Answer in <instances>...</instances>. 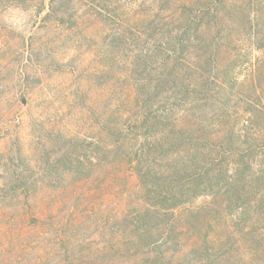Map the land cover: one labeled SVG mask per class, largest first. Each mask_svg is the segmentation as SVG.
Instances as JSON below:
<instances>
[{"label": "trees", "instance_id": "trees-1", "mask_svg": "<svg viewBox=\"0 0 264 264\" xmlns=\"http://www.w3.org/2000/svg\"><path fill=\"white\" fill-rule=\"evenodd\" d=\"M130 1L38 0L47 25L103 26L118 19L106 45L102 106L94 93L90 115L80 108L71 116L77 129L61 136L60 174L88 180L103 169L105 183L119 175L138 176L144 204L127 207L118 227L122 243L132 245L122 251L124 264H231L241 252L259 262L264 247V59L250 65L244 54L232 51L235 45L211 41L225 30L209 0L159 11L122 10ZM34 60L29 56L24 68L35 66ZM74 74L82 78L80 71ZM79 85L85 93L86 85ZM19 154L32 169L4 165L7 175L0 177V193L13 199L41 189V181L32 180L36 163ZM201 197L211 201L193 207ZM182 211L181 219L202 212L212 216L191 225L197 226L186 253ZM67 230L63 226L57 240L66 255L55 253L56 264H77L84 257L74 244L75 231Z\"/></svg>", "mask_w": 264, "mask_h": 264}, {"label": "rangeland", "instance_id": "rangeland-1", "mask_svg": "<svg viewBox=\"0 0 264 264\" xmlns=\"http://www.w3.org/2000/svg\"><path fill=\"white\" fill-rule=\"evenodd\" d=\"M195 2L132 0L121 9L130 13L139 8L159 11ZM209 4L219 12L220 29L225 30L211 41L235 45L232 51L244 54L250 65L264 59V48H257L264 44V0H209ZM45 14L38 0H0V177L7 175L4 165L32 169L19 154L22 151L36 163L32 180L41 181V189L30 195L23 193L13 199L0 193V264H56L54 261L66 255L64 246L57 242L63 237V226L75 231L74 244L83 251L84 257L77 264H124L122 251L132 245L122 243L118 227L127 207L144 204L138 176L119 175L116 181L105 183L101 181L104 170L100 169L93 178L77 180L61 176L63 165L57 162L65 151L61 136L77 129L71 116L80 108L89 116L94 93L98 107L102 106V90H107L108 82L102 73L106 45L115 36L118 19L110 25L86 23L70 28L66 23L45 24ZM31 55L35 66L24 68ZM221 55L226 56V49ZM75 71H80L82 78L75 76ZM80 82L86 85L85 93L80 92ZM3 182L0 178V187ZM209 201L211 198L201 197L192 205L200 207ZM184 213L179 218L187 228L181 237L186 253L197 226L191 225L198 221L201 225L212 216L202 212L181 219ZM216 237L220 239L221 234ZM258 239L253 238V243ZM55 253L59 257L53 258ZM260 253L259 262L241 252L238 262L231 264H245L246 260L264 264V247ZM252 255L260 256L253 251Z\"/></svg>", "mask_w": 264, "mask_h": 264}]
</instances>
